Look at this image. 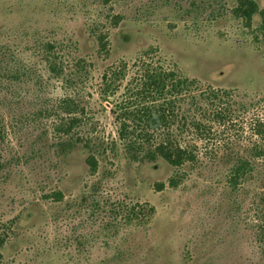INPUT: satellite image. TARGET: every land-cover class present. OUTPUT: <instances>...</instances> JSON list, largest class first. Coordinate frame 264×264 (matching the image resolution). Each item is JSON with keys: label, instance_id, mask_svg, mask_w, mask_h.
<instances>
[{"label": "rangeland", "instance_id": "rangeland-1", "mask_svg": "<svg viewBox=\"0 0 264 264\" xmlns=\"http://www.w3.org/2000/svg\"><path fill=\"white\" fill-rule=\"evenodd\" d=\"M254 1L262 11L264 0ZM235 7L236 0H0V264H264V156L253 159L254 143L264 149L253 136V120L264 123V37L260 16L248 29ZM110 15L123 18L116 28ZM93 28L109 33L107 57L97 55ZM47 42L91 65L83 85L66 89L48 72ZM150 48L203 89L233 92L219 105L231 122L213 125L216 139L198 143L194 164L128 160L114 99L99 95L107 67ZM66 97L85 109L87 127L77 133L115 144L97 157L95 175L81 145L56 148L55 107ZM237 158L249 167L233 181ZM137 204L153 215L128 217L124 208Z\"/></svg>", "mask_w": 264, "mask_h": 264}, {"label": "trees", "instance_id": "trees-1", "mask_svg": "<svg viewBox=\"0 0 264 264\" xmlns=\"http://www.w3.org/2000/svg\"><path fill=\"white\" fill-rule=\"evenodd\" d=\"M194 3L192 5L198 7ZM257 14L261 18L258 31L264 37V9L259 12L254 0H236V7L232 10L234 18L244 22L248 29L251 28L252 17ZM122 20L120 15L107 17L111 28H116ZM91 35L97 42L98 57H107L108 31L93 28ZM65 51L66 46L56 42L41 46L48 72L53 77L62 78L66 89H76L87 80L91 65L82 59L69 60ZM99 95L104 99H114L111 113L117 139L126 158L135 163L161 159L175 169L194 164L198 143L216 139L213 125L223 126L231 122L230 113L222 112L219 105L224 99L232 100L233 92L210 87L203 89L198 81L185 77L177 68H167L154 48L130 63L119 61L107 67L100 78ZM208 106L212 109L208 110ZM55 108H58V114L54 116V133L58 138L56 148L64 154L81 145L88 151L85 160L88 172L95 175L97 157L115 144L109 147L103 140L77 133V130L87 127V116L80 101L66 97ZM3 131L4 128L0 130V137ZM253 136L264 142L263 122L253 120ZM263 156L264 149L254 143L253 159ZM235 160L232 178L239 181L245 177L249 164L238 158ZM169 185L172 188L177 186L174 178L169 180ZM53 198L61 201L62 195L56 193ZM124 211L128 217L143 216L145 219L154 213L153 207L148 204H137L124 208ZM3 244L0 239V247Z\"/></svg>", "mask_w": 264, "mask_h": 264}]
</instances>
